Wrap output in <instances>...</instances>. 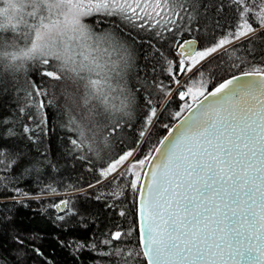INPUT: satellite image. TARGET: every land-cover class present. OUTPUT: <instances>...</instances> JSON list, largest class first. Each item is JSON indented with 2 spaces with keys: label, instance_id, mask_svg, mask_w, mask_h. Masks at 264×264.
<instances>
[{
  "label": "snow or ice",
  "instance_id": "obj_1",
  "mask_svg": "<svg viewBox=\"0 0 264 264\" xmlns=\"http://www.w3.org/2000/svg\"><path fill=\"white\" fill-rule=\"evenodd\" d=\"M3 3L0 63L7 61V68L19 70L26 61L34 62L41 78L61 83L65 99L79 96V119L71 110L67 112V130L76 134L68 138L74 150L84 147L90 123L117 113L127 115L132 102L126 79L131 53L116 39V32L122 29L110 17H118L124 24L141 30H155L156 37L163 34L162 30L173 32L168 25H177L178 20L185 19L189 24L196 23V28L189 31L203 29L214 37L217 30L225 29L202 49L191 46L198 43L196 40L177 44L179 54L185 57L179 61L177 71L189 73L196 69L194 76H203L197 66L226 45L242 38H248L250 45L255 44L258 37L253 34L258 28L264 30V0L258 4L256 0H3ZM227 12L233 14L230 20L221 15ZM86 18H90L88 23ZM104 25L111 31L98 35L94 29ZM8 32L18 35L10 42L4 35ZM127 39L136 43L131 33ZM17 40H23L25 47L7 51ZM147 43L154 47L150 40ZM260 44L264 46V41ZM155 52L160 53V49ZM168 72L172 74L173 69L169 67ZM241 76L252 79L241 82ZM241 76L232 75L211 91H207L203 79L195 91L192 87L180 91L181 100L186 95L192 99L202 97L191 116L185 117L175 129L165 124L169 129L167 135L143 158L135 159V150H129L100 170L96 183L116 173L130 157L134 158L133 163L116 180L137 166L141 168L132 172L133 178L126 185L134 194V226L128 232H112L101 242L109 249L103 253L105 257H119L117 264H135L140 257L146 264H264V68L253 66L242 71ZM175 82L179 84V80ZM26 84V88L12 89L24 95V106L18 112L43 133L41 125L47 123V117L41 115L37 121L31 109L51 107L55 98L46 99L49 91L42 82L29 80ZM155 87L163 91L159 83ZM147 90L145 87L144 91ZM8 93L7 86L0 87V95ZM170 94L169 90L165 96ZM142 99L148 111L139 131L144 139L139 143L146 147L158 112L150 94ZM186 107L192 111L191 106ZM180 116L181 112L175 113V117ZM11 123L14 121L0 118V126L4 127L0 141L17 135L8 126ZM22 130L24 134L35 131L28 124ZM27 138L32 140L33 135ZM146 164L149 170L144 172ZM17 169L20 174L31 170L26 157L20 150H7L0 143V170L15 173ZM49 190L56 192L55 188ZM124 194V188H119L110 195L118 199ZM16 196L28 197L30 193L16 188L13 198ZM67 204L64 200L55 207ZM106 207L111 209L114 205ZM126 214L119 211L120 216ZM57 219L64 220V216ZM133 232L138 233L135 246H113L117 241L131 244ZM14 240L24 247L22 238L17 236ZM72 243L80 249L97 250L94 241H69ZM35 251L42 254L38 249Z\"/></svg>",
  "mask_w": 264,
  "mask_h": 264
},
{
  "label": "trees",
  "instance_id": "obj_2",
  "mask_svg": "<svg viewBox=\"0 0 264 264\" xmlns=\"http://www.w3.org/2000/svg\"><path fill=\"white\" fill-rule=\"evenodd\" d=\"M3 6V0H0V7ZM221 15L224 16V20H230L233 14L227 12ZM89 19L86 18L85 23H88ZM109 19L120 25L122 31L116 32V39L123 42L131 53L126 79L132 102L127 115L117 113L99 117L90 123L87 141L80 150H74L68 142L69 136L76 134L67 130L68 110L79 119L81 112L79 96H75L74 101L65 99L61 95V83L41 78L37 72L38 65L34 62L26 61L24 67L19 70L7 68L5 66L7 61L0 63V87L9 88L8 95H0V118L14 121L8 126L17 133L15 137L0 143H3L7 150H20L31 169L24 174H20V169L15 173L0 170V245H2L0 256L4 258L0 260V264H109V262L117 264L119 257L103 255L109 249L101 242L112 232L117 230L128 232L134 226V194L126 187L131 180L127 175L116 180L119 176L117 174L104 183H96L100 179V170L126 151L135 150L136 158L140 159L149 153L153 146H159L157 142L162 140L169 130L164 125L172 127L179 119L175 117V113L180 112L186 102V99L179 98V92L186 91L187 86L191 87L203 79L211 90L224 79L232 75H241L242 71L250 70L253 66L264 68V46L260 44V41H264V30H261L253 34L258 37L255 44L250 45L248 38L234 43L199 67L203 76H194L195 70L177 87L175 81L182 80V76L177 68L176 76L168 72V68L175 61L183 59L177 44L193 39L199 42L201 49L207 47L213 39H218L225 29L217 30L213 37L206 34L203 29L189 31V28H196V23L189 24L185 19L178 20L177 25H168L174 29L173 32L162 30L163 34L156 37L153 35L155 30H141L126 25L118 17ZM224 20L221 23H224ZM230 26L226 25V28ZM94 30L98 35L111 31L107 25ZM129 33L135 38V44L127 39ZM4 35L9 37L11 42L18 33L8 32ZM149 40L154 47H149L147 43ZM20 47H25L23 40H17L14 47L6 50L15 51ZM157 48L163 55L155 52ZM169 60L172 61L171 65L168 64ZM29 80H35L38 84L43 83L49 91L46 99L55 98V103L51 107L31 109L37 121L41 115L47 117V123L41 125L44 128L43 133L33 121H29L18 112V109L24 106L23 93L12 91L13 88L17 90L26 88V82ZM156 83L162 86L163 91L155 87ZM52 84L56 87H50ZM145 87L148 89L147 92L144 91ZM169 90L171 94L165 96ZM149 94L154 106H157L158 120L154 121L151 140L145 147L143 143H139L144 139L139 136V131L144 126L145 114L148 111L142 97ZM24 124L33 128L34 134H24L22 130ZM113 128H116V131L113 132ZM3 131L4 127L0 126V133ZM27 135H33V139H28ZM81 156L84 158L81 159ZM5 162L7 163V159ZM89 184L95 187L89 188ZM16 188L30 193V196L13 198ZM50 188L56 189L55 194L49 190ZM119 188H124L125 194L118 199L113 198L110 194ZM98 196L99 200L96 199ZM64 200L68 201L65 210L58 211L55 205ZM106 204H112L114 207L110 209ZM120 210L127 214L120 216ZM59 216H64V220L57 219ZM17 236L25 241L24 247L21 248L15 243L14 238ZM130 239L131 244L117 241L113 246L117 244L124 247L135 246L138 233L133 232ZM60 241L64 244L62 245ZM69 241L85 243L94 241L97 250L80 249L75 243L69 244ZM37 249L42 254H38L35 251ZM135 264L146 262L140 257Z\"/></svg>",
  "mask_w": 264,
  "mask_h": 264
},
{
  "label": "rangeland",
  "instance_id": "obj_3",
  "mask_svg": "<svg viewBox=\"0 0 264 264\" xmlns=\"http://www.w3.org/2000/svg\"><path fill=\"white\" fill-rule=\"evenodd\" d=\"M256 3L258 4L259 3V0H256ZM4 4V3H3ZM4 6H5V4H4ZM3 6V7H4ZM26 11H27V9H26ZM255 25L256 24H253V27L255 28ZM262 29H257V31H256V33L257 32H259V31H261ZM255 34V33H254ZM243 39H245V38H242L241 40H243ZM241 40H239V41H241ZM236 42H238V41H235L234 43H236ZM234 43H232V44H229V45H226V48H228L229 46H231V45H233ZM225 48V49H226ZM202 49V48H201ZM222 50H224V49H221L220 51H222ZM219 51V52H220ZM218 53V52H217ZM217 53H215V54H213L212 56H210V57H208L205 61H203L202 62V64L204 63V62H206L208 59H210L211 57H213L214 55H216ZM183 59H185V58H183ZM180 60H182V59H180ZM179 60V61H180ZM179 61L178 62H176L175 61V63L174 64H172V66H171V68L173 69V72H172V74L174 75V76H176V68H177V65L179 64ZM186 63H187V61H186ZM176 65V66H175ZM201 65H198L197 66V68H199ZM196 69H193V72L195 71ZM191 73L192 72H189V73H179L180 74V76H182V80H180L179 81V84H177V87H179L180 85H182L183 84V82L191 75ZM188 87H190V86H187V88ZM192 88H193V90L195 91L196 89H198L199 87H200V84H199V82L198 83H195L193 86H191ZM186 88V89H187ZM206 88H207V91H210L209 89V87H208V85L206 84ZM205 94H206V92H205ZM202 97H198L197 99H192L190 96H187L186 95V97H185V99H186V102L183 104V106H182V109L180 110V112H181V116L180 117H178L179 119L182 117V116H184V114L188 111L187 110V107L186 106H193L196 102H198V100L199 99H201ZM73 100V99H72ZM72 100H70V103L71 104H73L74 106H75V103L73 102L72 103ZM74 101V100H73ZM178 119V120H179ZM177 120V121H178ZM172 128V127H171ZM133 159L134 158H132V157H130L129 158V160L128 161H126L125 163H124V165L123 166H120L119 168H118V171L116 172V173H114V174H111V175H109V177L107 178V179H104L103 181H102V183H104L105 181H107V180H110V179H112V178H114L117 174H120L121 172H124V171H127V169L131 166V164L133 163ZM135 159H137L136 158V151H135ZM146 167H147V164L145 165V166H143V169H142V171H144L145 172V170H146ZM139 171H141V168H140V166H137L136 168H134V169H132V172H139ZM132 172H128L127 173V177H130L131 179L133 178V176H132ZM61 211H63L62 209H60Z\"/></svg>",
  "mask_w": 264,
  "mask_h": 264
},
{
  "label": "water",
  "instance_id": "obj_4",
  "mask_svg": "<svg viewBox=\"0 0 264 264\" xmlns=\"http://www.w3.org/2000/svg\"><path fill=\"white\" fill-rule=\"evenodd\" d=\"M197 41V40H196ZM193 48H199V42L198 43H194V44H192L191 45ZM179 52H181V49L179 48ZM184 57V56H183ZM185 58V57H184ZM181 74V73H180ZM238 76H241V75H238ZM248 79H252V78H250V77H243V76H241V82L242 81H244V80H248ZM214 89V88H213ZM213 89H211V90H213ZM210 90V91H211ZM202 99V98H201ZM210 100H211V98H209ZM197 106H198V102H196L192 107H191V109H192V111H187L185 114H184V116H182L173 126H172V129H175V128H177L178 126H179V124H180V122L185 118V117H188V116H191L192 114H193V112L195 111V109L197 108ZM167 135V134H166ZM162 147V146H161ZM153 155H156V156H159V154L158 153H154ZM149 170V166L147 165V167H146V170H145V172H147ZM65 208H66V206H64V205H61V207L60 208H58L57 210L58 211H61L60 209H62L63 211L65 210Z\"/></svg>",
  "mask_w": 264,
  "mask_h": 264
},
{
  "label": "bare ground",
  "instance_id": "obj_5",
  "mask_svg": "<svg viewBox=\"0 0 264 264\" xmlns=\"http://www.w3.org/2000/svg\"><path fill=\"white\" fill-rule=\"evenodd\" d=\"M191 40H193V39H191ZM58 209V208H57Z\"/></svg>",
  "mask_w": 264,
  "mask_h": 264
}]
</instances>
